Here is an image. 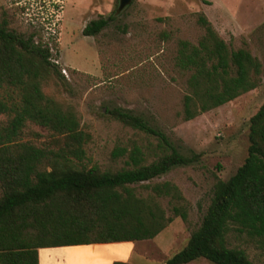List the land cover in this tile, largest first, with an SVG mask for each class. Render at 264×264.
<instances>
[{
  "label": "trees",
  "instance_id": "trees-1",
  "mask_svg": "<svg viewBox=\"0 0 264 264\" xmlns=\"http://www.w3.org/2000/svg\"><path fill=\"white\" fill-rule=\"evenodd\" d=\"M107 19L81 30L94 36ZM195 43L179 40L173 65L184 72L180 117L188 121L255 89L264 74L248 50L230 49L202 16ZM8 29L0 16V264H38L37 250L150 240L178 217L186 220L183 198L170 182L149 183L171 168L199 162L200 154L178 153L162 133L139 116L119 109L106 113L120 124L157 140L156 158L145 163L138 147L114 148L124 158L118 169L87 166L74 111L45 88L60 83L41 38ZM26 123L45 132L40 143L21 142ZM245 157L222 181L214 176L200 221L182 248L163 264H252L229 247L228 235L264 249V101L247 121ZM111 264H125L113 261Z\"/></svg>",
  "mask_w": 264,
  "mask_h": 264
},
{
  "label": "rangeland",
  "instance_id": "rangeland-1",
  "mask_svg": "<svg viewBox=\"0 0 264 264\" xmlns=\"http://www.w3.org/2000/svg\"><path fill=\"white\" fill-rule=\"evenodd\" d=\"M118 0H0V16L8 29L38 37L60 71V83L46 94L70 107L81 131L89 167L118 169L124 158L111 157L114 148L138 147L145 163L156 158L157 140L113 120L119 109L142 118L164 135L180 154L199 153V162L171 168L149 183L170 182L181 193L186 220L171 222L150 240L40 250V264H79L83 256H98L91 264H163L186 243L208 204L214 176L229 178L242 163L247 145V121L264 101V77L253 90L195 118L179 115L187 75L173 65L179 40L195 43L202 15L230 49L243 48L261 64L264 74V0H131L115 13ZM107 19L94 36L81 35L91 20ZM8 116L0 115V123ZM21 142L45 140L42 128L26 123ZM229 247L243 250L252 264H264V249L244 237L228 235ZM70 251L71 261H66ZM57 257V259H55ZM93 258V257H92ZM188 264H210L197 259Z\"/></svg>",
  "mask_w": 264,
  "mask_h": 264
},
{
  "label": "crops",
  "instance_id": "crops-1",
  "mask_svg": "<svg viewBox=\"0 0 264 264\" xmlns=\"http://www.w3.org/2000/svg\"><path fill=\"white\" fill-rule=\"evenodd\" d=\"M69 247L74 248V247H79V246H69ZM40 250L41 249H38L37 250V260H38V264H40ZM66 252L68 253L67 258H66V261H71V259H70L71 252L70 251H66ZM98 257H100V255L93 256V254L89 253V255L82 257V259L80 260L79 264H91L90 262L91 261H94V259H97ZM55 259H57V257ZM111 262H109V264H111ZM50 264H55V263H52L51 262Z\"/></svg>",
  "mask_w": 264,
  "mask_h": 264
},
{
  "label": "water",
  "instance_id": "water-1",
  "mask_svg": "<svg viewBox=\"0 0 264 264\" xmlns=\"http://www.w3.org/2000/svg\"><path fill=\"white\" fill-rule=\"evenodd\" d=\"M131 2V0H118L117 1V7L115 9V13H119L124 7H126L127 5H129V3Z\"/></svg>",
  "mask_w": 264,
  "mask_h": 264
}]
</instances>
